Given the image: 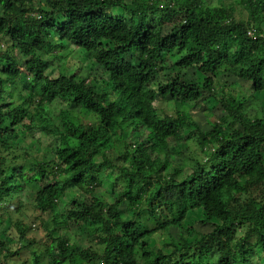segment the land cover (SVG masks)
<instances>
[{
	"label": "clouds",
	"instance_id": "obj_1",
	"mask_svg": "<svg viewBox=\"0 0 264 264\" xmlns=\"http://www.w3.org/2000/svg\"><path fill=\"white\" fill-rule=\"evenodd\" d=\"M86 7L98 10L81 15ZM119 8L124 9L123 13L118 11ZM0 19L5 21L0 26V38L5 39L10 27L16 24L23 27L25 20L36 22L29 28L31 35L27 36L29 43H24V53L16 56L15 53L21 52L20 48L9 53L5 47L0 46V186L25 184L28 186L25 192L30 190L35 196L43 183L36 182L37 171L33 165L51 159L53 163L48 168L50 173L60 163L56 152L64 138L69 135L63 126L64 118L87 115L81 101L88 99L83 94L90 92V89L87 84L80 87V79L106 78L107 75L103 67H94L87 77H83L78 71L81 62L96 64L99 48L95 39L98 36L109 35L118 29L128 37L135 28L137 35L133 37V41H139L143 46L141 32L148 34L154 29L155 38L160 39L174 33V37L164 42V50L159 54L155 43L148 44L143 55L139 47L125 50L126 59L133 55L135 63H140L143 59L149 68L158 59L165 60L170 66L171 54L165 55L167 48L176 39L183 42L191 38L194 43L199 44V52L190 57L191 63L185 62L189 63V67L182 70L183 79L193 87L183 91L189 97L195 96V99H189L185 104L191 109L192 105L199 102L198 111L201 107L209 108V98L216 102L215 115L209 111L201 114L199 121L194 122L197 130L187 138L184 132L192 124L182 127L173 125L175 134L171 130L168 132V144H188L190 141L200 143L203 139L196 152L189 149L182 153L169 151L162 155L154 150V145L163 147L161 138L165 136L168 125L162 122L174 120V116L164 110L154 109L152 104L160 95L158 89L161 85L170 83L175 74L173 77H165L163 73L151 71L141 85L142 92L133 95V111L136 108L142 111L135 123L128 121L131 126H126L127 135L120 150L109 154L108 164L104 166H101L99 157L89 152L90 164L95 167L87 170L89 166H86L81 182L65 190L63 210L67 209L68 212L79 215L99 205L95 207L92 215L94 218L97 215L103 218L102 226L95 231L83 229L90 238L95 236V239L81 247V232L60 231L54 234L55 239L50 235L43 242L33 241L32 234L25 233L24 226L18 224L19 213L11 217L3 216L0 218V264H64L61 254L71 248L78 250L86 264H120L119 249L112 251L116 247V235L126 242H132L142 232L158 229L165 220H182L190 203L195 204L209 186L218 187L223 181L225 177L221 174V169L234 177L252 179L247 177L248 169L259 166L260 172L255 179L258 180L264 175V129L255 127L257 113L249 104L255 95L253 81H256L255 88L264 87V79L258 80L259 73L256 72V68H264V64L256 59H264V0H104L99 5L96 2L87 3L86 0H0ZM76 24L81 26L74 28ZM137 24L139 28H136ZM33 38L39 40L40 44L34 45ZM52 46L62 47L67 51L53 54L49 52V47ZM69 50H73V56H68ZM82 52L88 55H79ZM210 52H230L231 60L220 61L221 67L217 69V73H213L201 59V56L210 57ZM245 53L251 57L250 62H241ZM24 61L29 63L20 67ZM65 65L66 70H62ZM4 68L7 71H3ZM16 68L19 70L13 74V69ZM29 68L31 72L24 76L23 73ZM197 69H200L199 73ZM68 71L74 72L75 76L71 80H59V74ZM199 75L207 77L203 87L198 86ZM54 80L57 83H53ZM125 88L129 92L133 91L128 88L127 83ZM77 96H81V100H76ZM91 99L97 104V110L93 113H98L96 123L107 116L108 103L119 99L122 106H128L123 103L124 96L117 97L115 94L105 102L95 96ZM53 101L57 109L54 115L51 112ZM175 101L177 99L174 97L173 102ZM72 104H76L74 110L70 108ZM44 106H48L49 113L43 111ZM100 107L105 111L100 112ZM50 120L56 121L57 127H47L50 130L49 136L43 144L37 143L39 139L37 136L30 137L29 130L46 127ZM224 125H230L231 129ZM12 127H15V131H12ZM5 128L6 134L3 131ZM214 128H222L223 132L231 130L232 136L228 137L229 140L243 135V139L238 140L235 145L227 146L239 148V151L233 152L231 161L224 157V162L217 164L221 156L218 149L224 145L225 138L217 135ZM48 144H51V148L46 147ZM37 147L46 148L44 155L37 156ZM253 148L255 154H247ZM117 157L121 159L118 160ZM156 160L160 161V167L153 171L149 162L154 165ZM21 164L24 167L19 172H11L13 167ZM62 168L66 169L67 166L63 165ZM59 171L64 173L61 169ZM10 174L13 179L4 183ZM213 175L217 178L209 184L208 178ZM90 177L94 180L90 181ZM190 177L193 179L189 184L187 180ZM64 178L65 175L55 177ZM129 180L139 189L134 197L136 202L125 203L122 208V215L131 220L132 224L126 225L124 231L116 233L113 221L109 219L108 209L115 206L118 199L128 201L125 192L132 186ZM49 181L54 180L50 177ZM243 191L245 189H238L236 195L239 196ZM69 198L74 199L76 204L69 207ZM247 206L246 201L239 199H230L227 205L217 202V215L221 225L225 226L224 231L218 235L226 245L225 251L238 253L247 239V225L234 232L228 226L229 215L233 216L237 214V209L242 210ZM57 211H61V208L58 207ZM210 227L216 231L213 226ZM129 228L133 229L131 234H127ZM196 228L195 223L191 229L182 227L181 234L173 229L171 235L174 243L169 246L172 255L165 257L168 264H188L189 256L185 254L196 252L199 245L188 246L184 241L189 238L190 232L196 233ZM48 232L52 233L51 227ZM229 232H232L230 240L227 238ZM13 252L22 255L17 259L12 255ZM155 254L159 255L158 252ZM261 257H264V251L255 255L254 260L261 261Z\"/></svg>",
	"mask_w": 264,
	"mask_h": 264
},
{
	"label": "trees",
	"instance_id": "obj_2",
	"mask_svg": "<svg viewBox=\"0 0 264 264\" xmlns=\"http://www.w3.org/2000/svg\"><path fill=\"white\" fill-rule=\"evenodd\" d=\"M86 2H96L99 5L104 3V0H86ZM119 9L123 13L124 9ZM97 10L98 9L96 8L86 7L81 12V15H87L89 12ZM4 23L5 21L0 19V26ZM35 23V21L25 20L23 22V27L20 24L10 27L6 33L7 39L0 38V42L5 45V48L9 53L14 52L16 48H20L21 55L25 51L24 43H29L27 37L31 35L29 28ZM45 23L47 24L48 21H45ZM80 26V24H76L74 28L78 29ZM49 27H51V25H49ZM136 28H139V24L136 25ZM97 31H99V29H97ZM136 35L137 32L135 28L133 29L132 35L128 37H125V35L117 29L109 35H101L95 39V43L99 48L96 64L93 65L92 63L81 62L83 63V66H80L78 71L81 72L83 77H87V74L92 72L94 67H103L107 75L106 78L93 77L91 79H80V87L87 84L88 89H90V92L86 91L83 94L86 95L88 99L86 101H81L84 112H86L87 115H76L72 119H69L68 117L64 118L63 126L69 135L64 138L63 144L59 151L56 152L60 163L56 164L50 173L48 168L53 163L52 160L47 162L41 161L40 163L33 165L37 171L36 182L43 183V187L36 193L32 203L26 204L20 199V196L23 194L22 192L28 187L27 185L19 184L9 187L0 186V218L3 216L11 217L12 215L19 213L17 221L19 225L24 226V232L33 233L35 232L34 229L37 227V229H41L45 232V240L49 239L50 235L55 239V233L70 230L72 226H83L85 229L92 231H95L99 226H102L103 218L98 215L94 218L92 215V213L95 212V207H99L98 204L91 208L90 211L79 215L76 213H70L67 209L63 210L66 198L65 190L73 188L81 182L86 166H89L87 170H91L95 167L94 164H90V159L88 157L89 152L93 153L95 157H99L102 161L101 166H104L108 164L109 154L120 150L121 143L127 135L126 126H131L128 125V121L135 123L140 117V112L142 111V109L139 108H136L135 111H133V95H139L142 92L143 89L141 85L145 77L151 71L163 73L165 77H173L175 74V78L171 79L170 83L163 84L160 89H158L160 95L153 101L152 107L154 109L168 112L165 109L167 106H173L174 108L176 103L182 104L180 109L175 108L172 112H168L174 116V120L162 122L167 123L168 125L165 136L161 138L163 147L159 144L154 145V150L160 152L162 155H166L169 151L173 153H182L183 151L189 150V145H185V149L181 150L183 145L180 143L168 144L166 137L169 130L175 134L173 125H175V127H182L184 125L192 124L193 126L187 128L184 132L186 138L197 130L194 126L195 121L193 115L185 105L189 99H195V96L189 97V95L183 91L185 88L191 90L193 85L183 79L182 70L189 67V63H191L190 57H194L198 54L199 44L194 43L191 38L185 39L183 42L176 39L165 51V55L171 54V65L169 66L163 59H158L152 64L151 68H149V65L146 64L143 59L140 60V63H135V57L133 55H129L126 59L124 55L125 50L139 47L140 53L143 55L147 51V45L155 43L157 46V54H159L160 51L164 50V42L169 41L170 38L175 36V34L169 33L160 39L155 38L156 33L154 29L148 34L141 32L140 35L144 38L143 46L140 45L139 41L134 43L133 37ZM32 43L34 45H39L40 41L34 40L33 38ZM66 51L67 50L62 47H49V52L53 54ZM67 54L68 56H73V50H69ZM79 55L87 56L88 54L82 52ZM209 56L210 57L201 56V59L204 64L208 65L209 70L213 73H217V69L221 67L220 61L225 59L231 60L230 52H210ZM12 59L14 62V58ZM61 59H63V57H61ZM256 59L264 64V59H261L260 57H257ZM210 60L211 63H209ZM186 61L189 63H185ZM244 61H251V57H249L247 53H245L241 62ZM28 63L29 61H24L20 67H23ZM157 65H159V67H157ZM49 66H51V62H49ZM8 67L11 68V65H8ZM58 67L61 66L58 65ZM245 67H247V64H245ZM253 67H255V65H253ZM66 68V65L62 66V70H66ZM171 68H174L175 70H171ZM2 70L7 71V68ZM18 70V68L13 69V74ZM29 72H31L30 68L23 73V75L27 76ZM199 72L200 69H197V73ZM256 72L259 73V76L257 77L258 80L264 79V68H256ZM74 76V72H62L59 74V80H71ZM198 80L200 82L198 86L203 87L204 83L207 81V77L199 75ZM53 83H57V81L54 80ZM125 83H127L128 88L133 90L132 92H129L128 89L125 88ZM253 83L255 96L251 98L249 104L253 111L257 113L255 127L264 129V104H261V101L256 99L258 98L256 94L264 93V87L255 88L256 81H253ZM73 86H75V84H73ZM44 87L47 88V85ZM113 94L117 95V97L124 96L125 101L123 103L128 104V106H122V102L119 99L113 103H108L107 116L103 119H99V122L96 123L95 121L98 119V113L96 115H93V113L97 110V104L92 101L91 97H99L101 102H105ZM174 97L177 99L175 102H173ZM75 99L81 100V96H77ZM211 103L216 104L214 99L209 98L208 104ZM198 104L199 102L192 105V107H198ZM4 106L6 107L7 105ZM70 108L74 110L76 104L70 105ZM208 110H212V107H209ZM43 111L49 113L50 109L48 106H44ZM56 111V104L55 101H53L51 112L54 115ZM99 111L103 112L105 109L100 107ZM47 127L56 128L57 122L50 120L46 127L30 129L29 131L30 133L37 131L41 134H50V130ZM224 127L231 129L230 125H224ZM3 131H5L6 134L7 128L3 129ZM12 131H15V127H12ZM133 131H135L134 128ZM213 131L217 132V135H223L225 138L224 145H221L223 151L218 149V151L221 152V156L220 159L217 160V164L224 162V157H227L228 160L231 161L233 152L239 151V148L227 146L229 144L235 145L238 140L243 139V135L229 140L228 137L232 136L231 130L223 132L222 128H219V130L218 128H214ZM178 138L179 137H177V139ZM190 142L195 143L198 150L200 143H203V139L200 140V143H197L196 141ZM247 154L254 155L255 148ZM117 159L119 160L121 158L117 157ZM140 162L142 163L143 161ZM63 165H66L67 168L63 169ZM22 167H24L23 164L15 166L11 169V172L17 173ZM149 167L155 171L160 167V161L156 160L154 165L149 162ZM213 167H215V165H213ZM59 169L64 173H61ZM220 172L225 177L223 181L219 183L218 187L209 186L205 192L201 193L199 201L195 202V204L190 203L187 210L183 213L182 220H165L158 229L142 232L140 236L132 242H126L116 235V247L112 248V251L115 252L119 249L120 264H168L165 257L172 255V251H154L153 248L150 247L149 241H151L155 235L167 236L168 239L165 243V247L170 249L169 246L174 243V240L172 239V236L168 235L169 231L176 229L178 234H181L180 229L182 227L184 229H191L196 222L203 225L213 226L216 231H213L212 228L211 231L207 233H201L197 230L196 233H189V238L184 241L185 245L192 246L193 244H198L199 247L196 249L197 253L194 251L193 253L185 254L189 256L188 264H261V261H264V257H261V261H256L254 260V256L259 252L264 251V175H261L258 180L255 179L257 173L260 172L259 166H254L248 169L247 177H251L252 179L234 177L229 173H225L223 169H221ZM68 173H70V175H67ZM59 175H65V178L55 179V177ZM125 175L128 174L126 173ZM50 177H52L54 181H49ZM148 178L150 179L151 177L149 176ZM216 178L215 175L210 176L208 178L209 184H211V181ZM12 179L13 176L10 174L5 179L4 183H7ZM89 179L90 181L94 180L93 177H90ZM192 179L193 178L190 177L187 180V183H192ZM129 184L132 185L131 180H129ZM229 185H231V187H229ZM96 187H98V185H96ZM240 188L245 189V191L237 196L236 192ZM137 191H139V189L135 185H132L129 190L125 192V195L128 196L127 202L118 199L115 206L109 207V219L113 221V228L116 233L124 231L126 225L132 224L131 220L125 219L122 215V208L125 203L136 202L134 197ZM158 194L159 193L157 192V195ZM230 199L246 201L248 205L242 210L237 209V214L233 216L229 215L228 217V226L232 227L233 232L242 226H248L247 239L241 245V250L235 254L230 250L225 251L226 245L221 242V238L218 235V233L224 231L225 226L220 223L216 205L217 202L221 205H227ZM69 200V207L76 204L74 199L69 198ZM29 207L33 209L37 215L34 216L33 223L27 224L21 219V213L24 209ZM58 207L61 208V211H57ZM192 212L199 213L197 219L191 217ZM104 223H106V221ZM50 227L52 228V233L48 232ZM132 230V228H129L127 234H131ZM231 235L232 232L227 233V238L229 240L231 239ZM21 239H23V234ZM92 239H95V236L90 238L88 234L86 237V243L90 244ZM33 241H36L34 237ZM157 252L159 255L155 254ZM12 255L19 259L22 253L13 252ZM61 255L64 264H86V261L82 259V255L78 253V250L75 248L63 251ZM129 257H135V259H129Z\"/></svg>",
	"mask_w": 264,
	"mask_h": 264
},
{
	"label": "rangeland",
	"instance_id": "obj_3",
	"mask_svg": "<svg viewBox=\"0 0 264 264\" xmlns=\"http://www.w3.org/2000/svg\"><path fill=\"white\" fill-rule=\"evenodd\" d=\"M118 11L120 13H122L120 9H118ZM0 46L5 47V45L2 44V42H0ZM19 55H20V53H16V56H19ZM80 66H83V63H80ZM171 70H175V69L171 68ZM256 95L258 97L256 99L261 101V104H264V93L256 94ZM181 105H182L181 103H176V106L174 108H173V106H167L165 109L168 112H172L173 109H175V108L176 109H180ZM208 105H209V107H212V110H208L206 107H201V108H199L198 111H197V107H192L193 109L192 108L188 109L189 112H191V114L193 115L194 121H199V119L201 118V114H203L205 111L212 112V114L215 115V111L214 110L216 108V104L215 103H211V104H208ZM263 113H264V111H263ZM35 136H37V138L39 139L37 141V143L43 144L44 140L49 136V134H41V133H39L37 131H34V132L30 133V137H35ZM182 145L183 146L181 147V150L185 149V147H186L185 145H189V149H191L192 152L197 151V146L193 142H190L188 144H182ZM46 147L51 148V144H48ZM45 151H46L45 147H37L36 148V154L38 156L44 155ZM183 152H186V151H183ZM173 159H175V157H173ZM50 160L51 159H49L47 161H50ZM22 193L23 194L20 196V199L23 201V203H26V204L32 203V201L34 199V196L31 194V191L29 190L27 193L24 191ZM198 214L192 212L191 213V217L193 219H197L198 218ZM36 215H37V213L34 212V210L29 207V208L24 209L22 211L21 219L25 223L30 224V223H33V218ZM58 221H60V220H58ZM195 224L197 225L196 230L201 232V233H207V232L211 231V229H212V227H210V225H203V224H201L199 222H196ZM36 229H37V227H36ZM36 229H34L35 232L31 233L32 237H34L36 240H39L41 242L44 241L45 240V232L43 230H41V229H37V230ZM83 229H85L83 226H75V227L72 226V228L70 230H67V231H77V232H81L82 233V238L79 241V244L81 246H83V244L86 243V237L88 236V233L86 231H83ZM172 231H173V229L169 231V234H168L169 236H172L171 235ZM177 233H178V231H177ZM54 236L56 237V235H54ZM167 239H168L167 236L155 235L152 238V240L149 241L150 247L153 248L154 251H157V250L170 251L171 249H168L167 247H165V243L167 242ZM146 249H147V246H146Z\"/></svg>",
	"mask_w": 264,
	"mask_h": 264
}]
</instances>
